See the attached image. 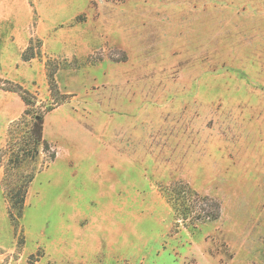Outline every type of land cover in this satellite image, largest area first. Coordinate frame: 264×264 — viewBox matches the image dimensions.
Masks as SVG:
<instances>
[{
  "label": "rangeland",
  "instance_id": "1",
  "mask_svg": "<svg viewBox=\"0 0 264 264\" xmlns=\"http://www.w3.org/2000/svg\"><path fill=\"white\" fill-rule=\"evenodd\" d=\"M0 79V264H264V0H0Z\"/></svg>",
  "mask_w": 264,
  "mask_h": 264
},
{
  "label": "trees",
  "instance_id": "2",
  "mask_svg": "<svg viewBox=\"0 0 264 264\" xmlns=\"http://www.w3.org/2000/svg\"><path fill=\"white\" fill-rule=\"evenodd\" d=\"M2 79H0L1 83ZM48 81L51 90L57 91V83L55 79V73H48ZM6 91H11L18 93L24 102L25 106L30 108L32 106H35L38 102L36 101V98L32 96V94L25 89H23L19 85H13L10 88H6ZM46 111H50L52 109L51 106L44 107ZM30 114V109H27L22 117L18 120H24L25 116ZM23 140L27 143V148L23 147L20 149V151H12L10 155V163H14L15 161H18L20 164H29L31 160L33 162H36V159L39 155V150L41 147L43 149H48V145L46 141L44 140V115L38 114L34 117V123L32 125V128L28 131H25L23 134ZM25 143V144H26ZM33 179V174L31 173L27 180L25 181L24 185L21 186L18 190H11L10 194H8V198L11 204V210L12 208L18 209V216L20 217L22 215V211L24 209L25 205V199L26 194L28 190V186L30 182ZM194 194V191L188 187V185L178 184L172 187L171 189H168L167 196L172 204V207L174 210L181 216V219L186 220L189 218V216L192 215V206L187 204L188 198H192ZM11 217L14 219V214L12 211H10ZM208 215V220H211V218ZM198 218V217H197ZM196 218V219H197ZM215 219H217L215 217ZM198 222L204 223L206 221V218H200L197 219Z\"/></svg>",
  "mask_w": 264,
  "mask_h": 264
}]
</instances>
